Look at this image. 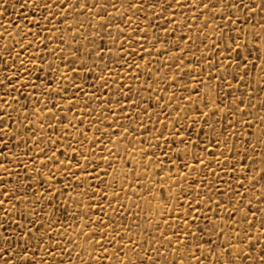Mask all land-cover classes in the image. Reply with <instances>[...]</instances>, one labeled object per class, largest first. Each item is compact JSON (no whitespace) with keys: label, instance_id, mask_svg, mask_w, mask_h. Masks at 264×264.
<instances>
[{"label":"rangeland","instance_id":"rangeland-1","mask_svg":"<svg viewBox=\"0 0 264 264\" xmlns=\"http://www.w3.org/2000/svg\"><path fill=\"white\" fill-rule=\"evenodd\" d=\"M89 2L94 3V0H89ZM112 2L116 3V10L113 11L112 8H108L107 12L103 13L101 17H97L85 9L79 15L74 12L72 14L73 18L63 19L61 14L65 10L61 9L45 21L48 10L31 5L30 0H20L19 4H16L15 0H0V33H4L3 37H0V55L3 57L0 60V79H3L5 73L11 75L16 70L3 46H11L12 40H19L17 33V29H19L20 32L25 33L24 40H20V43L31 41L33 46L27 47L25 52H20L18 46L11 47V51L18 54V56L13 57L16 59L17 65L23 60L24 68L32 69L30 59L39 52L43 56V63L40 56L36 57L37 68L43 69L39 72V76L52 79L55 74L57 79H52L51 87L53 89L57 87L61 89L68 88V92L64 93L62 91L60 96L45 95L47 85L44 92L38 88L33 94L29 90L21 88L19 95L16 91L11 93L12 97H17V102L13 105L15 110L12 108L5 110L11 112L13 120L11 124L12 132L10 136L5 137V140L9 138L12 140L9 148L15 153L17 148L14 145L19 144L20 163L27 164L30 167L34 165L32 176H35V169L39 168V161L45 159L44 156L39 155L38 148L43 147L45 155H50L48 149L51 147L52 140L60 137L65 124L69 121H71L73 128H87L89 139L84 141L82 150L89 160L87 172L91 178H85L78 182L75 179H69L70 173L67 169H63L62 174H57L59 183L53 182L52 186L59 188L61 185H69L68 188L63 189V195H56V200L53 201V204L59 202L60 207L64 210V215L56 212L52 220L48 221L47 213L52 211V205L46 202L38 205V210L40 207L45 209L43 223L45 226L50 225L52 228L49 235H52L57 243L67 248L71 254L70 256L61 255L57 258L62 260L63 264H89L88 255L91 254L95 259L101 251L99 248L91 246V242L94 240L100 241L102 235L105 247L108 246V241H112V247L108 249L109 254H115L121 264H127V262L123 255L115 253V248L119 245H123L126 251L131 248L129 237L133 242L142 243L148 249V255H152L155 259L153 249L159 247L162 242L161 233H163L164 241H167L172 237L174 225L180 229L183 228L181 218L184 209L188 207L189 196H182L181 189L187 191L189 186H191L190 195L192 197H195L197 192L200 195L199 200L193 199L194 211L188 214L191 232L196 233L197 240L201 235L198 228L207 226L205 225V217L208 218L209 223H215L218 226L217 235L221 237V241L229 232L235 235L240 228L247 227L246 224H238L239 213L236 214V219L229 224L227 211H222L215 204L205 207L207 204L205 193L209 181L213 185H219L220 188L227 189L229 179L232 180L234 188L236 187V181L242 179L238 171L235 173L228 172L226 165L223 169L216 167L217 158L221 162L225 158L231 159L228 153L225 151L224 156L220 157L218 156L220 149H217L214 145H209L203 153L205 166L200 167L197 165L195 170H191L188 167H181V164L185 162L183 152L178 154L179 159L177 154H173L169 159H164V152L172 143L171 139L168 143H165L164 137L170 136L171 131H173L168 128L169 120L174 124L183 125L184 129L191 128L193 133H196L203 124V120L198 119L197 111L192 109L201 107V98L209 101L211 97L216 96L220 91L226 97L220 102V108L230 104L234 97H243L245 103L239 104V107L245 108L246 113H252L251 116L245 115L244 119L252 120L253 132L258 136L259 120L262 114L259 105L264 102V93L260 91V88L264 85L260 83L258 67L253 68L250 66L248 72H244L243 65L241 66L240 72L244 77L242 84L239 75L235 80L226 75L224 81L218 84L216 75L223 73H216V75H213L212 80L208 81V75L206 74L215 71L210 70L209 64H215L219 68L220 56L223 55L225 61L229 57L228 53H224L223 48H221L220 53L214 54L211 47L212 41L217 39L216 32L220 31V27L224 23L219 16L215 21L209 20L208 26H205L203 20L206 14L201 15L200 19L193 22L191 18L194 12L186 11L181 14L177 11L174 23H165L164 18L156 16L148 23L146 33L136 32L134 30L137 28L145 29V16L143 14L133 16L129 12L127 16L121 18L119 13L122 9L118 0H112ZM5 3L8 4L6 8L3 7ZM21 4L30 6L21 8ZM96 10L98 9H93V11ZM109 14L112 16L110 22L108 21ZM148 15L151 16L152 13ZM164 16L168 17L169 13H165ZM185 16L188 17V22L181 24L180 21ZM258 20L259 16H252L248 20V26L251 28ZM161 24H163L162 28H153V25L158 26ZM117 25L123 30L124 35L116 41V46H113L112 40L117 35ZM189 25H191L190 31ZM237 27L242 29L240 36L237 37V42L241 44V53L259 66L261 62L255 59V56L259 54L257 48L260 42L256 41V47H254L252 41L249 40L248 48L245 49L243 47V18H241ZM170 29L171 31H169ZM28 30L32 35L28 34ZM252 30L260 31L258 26L252 28ZM37 32H39L38 35H36ZM166 32L167 35H165ZM9 34H11L12 40L8 39ZM224 34L227 37L229 33L225 30ZM232 35L235 36V33H232ZM33 36H35V39ZM154 36H158L159 40H153ZM45 37L48 39H45ZM38 40H42L44 43L37 44ZM61 40L63 43H61ZM101 41L111 49L112 54L109 55L108 48H105L104 55L96 60L93 49L100 45ZM121 42L124 43L125 52L123 56L117 57L118 45ZM152 44H155L154 48L150 47ZM176 45H179V47H176ZM141 47L148 53V55H144L143 59L139 58L143 55L140 51ZM46 48L55 49V55L49 56ZM77 48L79 49V56L75 58L76 63H72L74 58L70 53ZM181 48L186 49L183 54L180 52ZM133 49L136 53L135 56L131 54ZM249 51L252 52V55H249ZM89 53H92V55L90 56ZM231 55L235 56V53H231ZM81 60H83L85 68L93 67L90 74L78 70ZM173 60H175V63L172 62ZM197 60H199V65L196 63ZM4 61H7V63H4ZM181 61H183V65L178 67V65H181ZM49 64L52 65L51 68H49ZM105 64L107 65L106 68L103 67ZM121 64H123V67H121ZM133 64L140 65L138 73L134 67L129 71L130 66ZM56 69H59V71H56ZM71 69H77V71L73 72ZM229 71H234V68L230 67ZM198 73L200 74L198 79L201 83L196 85V91H192V85L195 84V81L191 77L197 76ZM101 75L108 81V87L104 86L100 78ZM29 76V88L32 81L40 82L37 78V69H33L31 73L22 78H28ZM61 77H66V79ZM130 77L131 79H129ZM172 77H176L175 83L172 82ZM206 81L207 83H205ZM13 83H16V81H13ZM76 85L79 86V92L76 91ZM149 85H151L150 91L154 90L151 99H149V91L144 90ZM129 86L132 89L129 94V101L136 100L138 101L137 105L125 104L124 99L119 95L120 92H127ZM160 96L163 99L158 105L155 101ZM181 96L185 99H180ZM4 98L9 99L8 96ZM112 98L119 100L124 106L127 118L116 110ZM169 99H171V106L165 108L163 114H161L157 109L161 105L167 104ZM36 100L39 101V104L36 103ZM24 104L28 105L27 110L21 106ZM149 104L152 105L149 111H143ZM252 105H256V107H252ZM57 107L60 109L59 112L56 110ZM109 111L114 112L115 123H113V116L109 115ZM205 111L207 110L205 109ZM149 113H151V116ZM157 116H159V120L156 119ZM220 116L221 113L217 112V117ZM61 118L63 122H61ZM229 118L228 113L223 114L224 122ZM80 119L83 120V123L78 125ZM141 120L149 129L148 132L141 129ZM160 121L164 122L163 135L159 137V144L163 146V150L152 147L153 144L157 143L153 138V133L161 129ZM5 122H8L7 116H5ZM121 124L124 126L131 125L129 135L119 140L114 139L112 143H109L108 134L110 132H115V136L120 137V133L124 131V127L119 126ZM26 128L27 131H25ZM68 131L76 139L71 141L62 139L61 143L56 145V149H53V151L61 150L58 152V156L61 158L64 155L63 149L69 143L73 145H79L80 143V137L77 133L72 128ZM238 131L240 130L238 129ZM207 132L208 129L205 126V131L199 133L201 148L208 139V136L205 135ZM17 135H19V141H17ZM33 135L38 143L34 144ZM93 135L100 137V139L89 146ZM25 140H27L28 146L35 157L34 160H29L25 154L27 151L24 148ZM193 140H195V136ZM229 144H231V139H229ZM97 145H102V147H97ZM0 147H3V145H0ZM175 147L183 148V145H175ZM238 147L242 152V141ZM142 151L148 154L142 156ZM189 151L193 154H200L201 149L193 147ZM153 152H155V156L152 155ZM210 153H216L217 155L210 157ZM68 154L71 155V149H68ZM249 155H253V153L249 152ZM105 157H107V160ZM78 159L83 165L84 156H78ZM158 160H163V171L157 172L155 169ZM256 160L257 170H259L260 157L257 156ZM65 163L67 164L68 161H65ZM244 163L249 164L246 159ZM133 164H135V168L129 172ZM187 164L194 165L195 162L189 158ZM48 167L55 168V165L49 164ZM238 167L239 165H237ZM93 169H95V172H93ZM170 169L173 173H183V176L175 177V183H173L172 177L162 179ZM206 169H212L213 174L209 175ZM47 170V168H41L40 172L46 173ZM101 170H105L107 174H104ZM16 171H19L21 176L25 175L23 170H14L13 182ZM73 172L76 176L85 175L83 172L75 170L74 161ZM216 173H219V179H217ZM97 174L103 177L105 184L100 185L102 192L93 194L99 184L96 179ZM137 174L140 175V182L146 190L136 186ZM249 174H251V166H249ZM150 178L151 187H149ZM221 181H224V183H221ZM197 185H199V188ZM161 186L172 194L173 198L168 201V204L171 205L170 209L163 207L160 202L158 189ZM32 187L38 192L41 190L39 183H33ZM247 187L248 185L245 184V188ZM256 188L259 189V184L256 185ZM243 190L241 189V191ZM86 192L87 195H85ZM114 192L118 193V196L114 197ZM254 195H258V192ZM177 197L183 200L179 207L176 206L177 200L175 198ZM29 199L31 201L33 197L30 196ZM216 199L213 195V200ZM198 203L200 207L196 208L195 205ZM233 204L238 205V201L234 199ZM253 205H256L255 199H253ZM240 206L242 207V205ZM261 206L264 207V205ZM31 207L30 203L29 210H31ZM227 207L228 203L225 199L224 208ZM160 212L164 213L162 219L159 218ZM169 212H171V216H169ZM18 217L19 214L17 213L12 218L15 220ZM57 217H59L60 223H56ZM257 218L259 219V213H257ZM249 219H251V214H249ZM165 221H168L167 227H165ZM0 222H4L2 216H0ZM157 224L160 225L159 228L156 227ZM58 233L65 234L63 240L57 235ZM118 233H120L119 236ZM252 233L254 236L257 233L255 223L252 227ZM179 234L181 241H183L184 232L180 231ZM85 236H87V240H85ZM212 238L216 239V236L214 235ZM69 240L72 241L71 244L68 243ZM187 241L186 248H180L178 253H173L172 248L177 247V242L175 238H171V246L167 250L161 248L160 251L164 252L169 260L175 255L177 264H180L179 255L182 253L185 257V264H189L188 257L194 250L193 245L196 241L193 240L191 234L188 235ZM149 242H151V248H149ZM55 251L60 252L61 250L58 248ZM136 251L139 252L140 249L136 248ZM195 254L199 255L200 253L196 252ZM127 256L131 261L136 260L131 251H127ZM108 259V257L104 258V264H108ZM45 264H48L47 257H45ZM112 264H115V260L112 261Z\"/></svg>","mask_w":264,"mask_h":264},{"label":"snow or ice","instance_id":"snow-or-ice-1","mask_svg":"<svg viewBox=\"0 0 264 264\" xmlns=\"http://www.w3.org/2000/svg\"><path fill=\"white\" fill-rule=\"evenodd\" d=\"M31 5H35L36 7H40L42 9L48 10V16L45 17V21L55 15L56 12L64 9L65 11L61 14V18L69 19L73 18L72 14L75 12L77 15L82 13L85 9H87L90 13H93L97 17H101L103 13L107 12L108 8H112L113 11L116 10V3H113L112 0H94V3H90L89 0H30ZM120 4L119 15L121 18L127 16L129 12L133 16L138 14H143L146 18V27L145 29H135L136 32H145L147 31V25L150 21L156 16H160L164 18L165 23L175 22L176 21V12L179 11L183 14L186 11L194 12L192 16V21L194 22L197 19H200L201 15H205L203 20V24L208 26L209 20L215 21L217 16L224 21L223 25L220 27V31L216 32L217 39L212 41L211 47L213 49L214 54H218L223 48L224 53H228V60L225 61L223 55L220 56V66L216 67L215 64H209L210 70H215L210 72L208 75V81H211L213 75L216 73H223L220 75H216V80L218 84L223 82L225 76H231V79L235 80L236 77L240 76V83L243 82V75L240 72L241 66L243 65L244 72H248L249 67L256 68L258 67V74H260V83L264 85V0H118ZM16 4L20 3V0H15ZM25 5L21 4L20 7L23 8ZM4 8L8 7V4L5 3L3 5ZM98 9L93 11V9ZM55 9V11H53ZM152 13L151 16L148 14ZM169 13L168 17H165L164 14ZM252 16H259V20L256 21L252 27L248 26V20ZM241 18H243L244 23V43L243 47L245 49L248 48V41L251 40L253 46L256 47V41L260 42L259 47L257 48L258 55L255 56V59L260 60V65L257 66L253 60H248L247 56H244L241 53L240 48L241 44L237 42V37L240 36L242 31L241 28L237 27V24L240 22ZM112 19L111 14L108 15V21L110 22ZM188 22V17L185 16L183 20L180 21L181 24H186ZM259 27L260 31H253L252 28ZM163 27L161 25H153V28ZM191 30V25H189V31ZM225 30L229 33L227 37H225ZM171 31V29L169 30ZM17 33L19 35V40H12L11 34L8 35V39L12 40V45H4V50L8 55V58L11 60L12 65L15 66L16 70L12 72L11 75L7 73L4 74L3 79H0V216H2L4 222H0V264H45V257L48 258V264H63L62 260L57 259L61 255H71L67 248H64L61 244L57 243L56 239L49 235L52 231L51 226H45L43 223L45 209L40 207L38 210V205L47 203L52 205V211L47 213L48 221L52 220L53 215L56 212H60L61 215H64L63 208L60 207L59 202L53 204V201L56 200V195H63V189L68 188L69 185H61L59 188H54L53 182L59 183L57 179V174L61 173L63 169H67L70 173L69 179H75L76 181H81L85 178L90 179V175L87 172V167L89 165V160L87 156H85L84 151L82 150L84 147V141L88 140L87 136V128H73L71 121L65 124L63 131L60 133V137L52 140L51 147L48 151L51 153L50 155H45V149L40 147L37 149L40 156H44V160L39 161V168L35 169V176H32V168L27 164L20 163V156L18 152L20 151L19 144L14 145L17 148V152H13L9 145L12 144V140L9 138L5 140L6 136H10L12 129L11 124L13 123L11 112L5 111L6 109L13 108V105L17 102V97H12L11 93L16 91L19 95V90L24 88L29 90L31 93H35L39 88L42 92H44L45 86L47 85V90L44 92L45 95H56L60 96V93L63 91L64 93L68 92V88H55L51 87L52 79H57L56 75L52 76V79H46V77L39 76V72L43 69L37 68L36 57L40 56L41 62L43 63V56L37 52L34 56L31 57L30 63L32 64V69L24 68V61L21 60L19 65L16 63V59L13 57L18 56V54L13 53L11 51L12 46H18L20 52H25L27 47H32L31 41H26L25 43H20V40H24L25 33L20 32L17 29ZM235 33V36L232 35ZM28 34L32 35L30 30H28ZM37 32L36 35H38ZM4 33H0V37H3ZM124 35L122 29L117 25V35L112 40V45L116 46V41L121 39ZM167 35V32L165 33ZM206 35V33H205ZM35 39V36H33ZM45 39H48L45 37ZM183 39V37H181ZM153 40H159L158 36H154ZM51 42V41H49ZM42 40H38L37 44H43ZM61 43L63 41L61 40ZM150 47H155V44L150 45ZM179 47V45H176ZM105 48H108L107 45H104L103 41L101 44L96 46L93 49L96 60H98L101 56L104 55ZM142 56L140 59L144 58V55H148V53L141 47ZM186 51L185 48H181L180 52L183 54ZM46 52L49 56L55 55V49H47ZM125 52L124 43L121 42L118 45V51L116 53L117 57L123 56ZM231 53H235V56H232ZM108 54L111 55V49L108 48ZM131 54L133 56L136 55L135 50L133 49ZM70 55L74 58L72 63H76V59L79 56V49L72 51ZM91 56L92 53H89ZM175 56V53L173 54ZM249 55H252V52L249 51ZM3 57L0 55V60ZM175 63V60L172 61ZM7 63V61H4ZM95 63V61H94ZM199 65V60L196 61ZM183 65V61H181V67ZM190 66V65H189ZM52 65L49 64V68ZM103 67H107L105 64ZM123 67V64H121ZM136 68L137 73L140 71L139 64H133L130 66L131 68ZM234 68V71H229V68ZM33 69H37V78L40 81L36 83L35 81L30 84V76L26 77L28 73H31ZM73 72L77 71V69H71ZM78 70L84 72L85 74H90L93 71V67L89 66L85 68L83 60L79 63ZM59 71V69H56ZM197 76H192L191 79L195 81V84L192 85V91H196V85L200 84L201 81ZM250 76V73H249ZM65 78L66 77H61ZM101 80L104 83L105 87H108V81L101 75ZM131 79V77L129 78ZM137 80L139 81V77L137 76ZM172 82L175 83L176 77L171 78ZM16 81V83H13ZM122 83V82H121ZM207 83V81L205 82ZM76 91L79 92V86H75ZM7 91H4V90ZM151 85L148 88H145V91H149V99H151L154 90H151ZM132 91L131 86H129L127 92H120L119 95L124 99L125 104L131 103L132 105H137L138 101L133 100L129 101V94ZM260 91L264 93V86L260 88ZM83 95V93H81ZM8 96L9 99H5L4 97ZM66 98V97H65ZM113 102L116 105V110L120 111L125 118H127V113L124 112V106L120 103L119 100L112 98ZM162 96L158 97L155 101L156 104H160ZM180 99H185V97L181 96ZM226 99L224 93L222 91L218 92L216 96L211 97L209 101L204 99H200L201 107L199 109L193 108V111H197V118L203 120V124L197 130L196 133H193L191 128L184 129L183 125L174 124L171 120L168 121V128L173 130L170 133V136L164 137L165 143H168L169 139H171L172 143L169 145L166 152H164V159H169L173 154H178L183 152L185 157V162L181 164V167H188L191 170H195V166L204 167L205 160L203 158L204 149H207L209 145H214L217 149H220L218 156H224L225 151L228 153V156L231 157L229 160L225 158L223 162H221L218 158L216 161V167L223 169L224 165L227 166L226 170L228 172H239L242 179L236 181V187L232 186V180L229 179L227 181L228 187L227 189L220 188L219 185H213L210 181L207 185V191L205 196L207 198L208 205L215 204L217 207L221 208L222 211L228 212V223L236 219V214L239 213L238 224H246V228H240L239 231L233 235L229 232L223 241H221V237L217 235L218 226L215 223H209L207 217L205 220V227L198 228V232L201 233L199 239L197 240V235L195 232H191L190 228V218L189 213L194 211V207L192 204L193 199L199 200L200 195L197 192L195 197L190 195L191 186H189L188 190L181 189L182 196H189L188 207L184 209L183 216L181 218V224L183 228L180 229L178 226L174 225L172 228V237L175 238L177 242V247L172 248L173 253H178L180 248H186L187 245V237L189 234L192 235L193 240L196 243L193 245V251L189 255L188 260L189 264H264V102H262L259 107L261 109V117L259 120L260 129L259 135L257 136L252 129V120H245V115L251 116L252 113H246L245 108L239 107V104H244L245 101L243 97H234L230 104L225 105L223 108H220V102ZM36 103L39 104V101L36 100ZM71 103V101H69ZM26 110L28 108L27 104L21 105ZM152 105L149 104L148 107L144 108L143 111L148 112L149 108ZM171 106V99H169L167 104L161 105L157 111L163 114L164 109ZM179 107V106H177ZM252 107H256V105H252ZM205 109L207 111H205ZM57 112L60 111L59 107L56 108ZM41 111H43L41 109ZM217 112L221 113L220 117H217ZM228 113L229 119L224 122L223 114ZM51 115V113H49ZM109 115L113 116V123L116 122L115 114L113 111H109ZM151 116V113H149ZM5 116L8 118V122H5ZM239 117V118H238ZM27 118V117H25ZM75 119V117H74ZM107 119V117H106ZM159 120V116L156 117ZM167 119V117H166ZM61 122L63 119L61 118ZM83 120H78V125L82 124ZM161 129L157 130L153 133V138L157 141L156 144H153L152 147H158L163 150V146L159 144V137L163 135V125L164 122L160 121ZM124 127V131L120 133V137L115 136V132H110L108 134V141L112 143L113 140H119L127 135H129V126L119 125ZM205 126L208 129V132L205 133L208 136L207 141L204 143L203 148H201L200 136L199 133L205 131ZM111 127V126H109ZM140 127L144 132H148L149 129L144 125L143 120L140 121ZM70 128L73 129L80 137L79 145H73L69 143L64 149L63 157L58 156V152L61 151L56 149V145L61 143V140H74L76 137L72 136V134L68 131ZM238 129L240 131H238ZM55 130V129H54ZM99 131V129H97ZM27 131V128L25 129ZM186 133V134H185ZM195 136V140L193 137ZM17 141H19V135H17ZM34 144L38 143L35 141L34 135L32 137ZM100 139L93 135L91 139L92 143H95L96 140ZM229 139H231V144H229ZM243 142V150L241 152L240 147H238L240 142ZM175 145H183V148L175 147ZM97 147H102V145H97ZM115 147V145H114ZM200 148V154H193L189 151L190 148ZM24 148L27 149L26 155L29 160H34L35 157L31 149L28 146L27 140L24 141ZM68 149H71V155L68 154ZM249 152L253 153V155H249ZM111 155V153H109ZM147 152L142 151V156L147 155ZM155 156V152L152 153ZM211 156H216V153H210ZM78 156H84V164L81 165ZM259 156V170H257V160L256 157ZM191 159L195 162L194 165H188L187 160ZM107 160V157H105ZM245 159L249 162L248 165L244 163ZM65 161H68L66 164ZM73 161L75 162V170L79 172H83L84 176H76L75 172H73ZM49 164L55 165V168L48 167ZM237 165L239 167L237 168ZM249 166H251V174H249ZM41 168H47L46 173H41ZM135 164H133L132 169L129 170L131 172L134 170ZM20 169L25 172L24 176L20 175L19 171L15 172V180L13 182V173L14 170ZM155 169L157 172L163 171V160H158L155 164ZM104 174H107L105 170H101ZM209 175L213 174L212 169H206ZM95 172V169H93ZM115 172V170H114ZM217 179H219V173L215 174ZM176 176H183V173L176 172L173 173L171 169L162 179H168L169 177L173 178V183H175ZM96 179L99 181V184L95 188V193L102 192L103 190L100 188V185L105 184L103 177L100 174L96 175ZM136 186L138 188L144 189L143 184L140 182V175H136ZM39 183L40 191H36L33 189L32 184ZM224 183V181H221ZM245 184L248 185L245 188ZM259 184V189L256 188V185ZM149 187H151V178L149 179ZM199 188V185H197ZM241 189H244L241 191ZM258 192V195H254ZM160 202L163 207L171 208V205L168 204L169 199H172V194L169 191H166L163 186L158 189ZM87 195V192L85 193ZM114 197L118 196V193H113ZM213 195L217 198L213 200ZM33 197L30 201L29 197ZM177 200L176 206L179 207L183 200L181 198H175ZM227 200L228 207L224 208V200ZM238 201L237 204H233V200ZM253 199L256 201V205H253ZM7 202V206H6ZM31 203L32 207L29 210V204ZM242 205V207L240 206ZM196 208L200 207V204L195 205ZM215 211V210H213ZM19 214L18 219H13V215ZM257 213H259V219L257 218ZM249 214H251V219H249ZM106 215V214H105ZM164 213L160 212L159 218H163ZM169 216H171V212H169ZM199 217L197 216V219ZM56 223H60L59 217H57ZM256 224L257 233L254 236L252 233L253 224ZM168 221H165V227H167ZM157 228L160 227L159 224L156 225ZM35 229V231H33ZM180 231L184 232V240L180 239ZM60 239H64V233H58ZM120 233H118V236ZM216 236V239H213V236ZM171 238L167 241H164L163 233H161V243L159 247L153 249L155 253V259H153L152 255H148V249L144 247L142 243H136L131 240L129 237V243L132 245L131 248L127 249V251H131L132 255L136 257L135 261L129 260L127 256V251L123 245H119L115 248V253H119L125 257V261L127 264H177V258L174 255L171 260H169L164 252H161L160 249L164 248L167 250L168 247L171 246ZM85 240H87V236H85ZM46 241V242H45ZM69 244L72 243L71 240L68 241ZM108 246L105 247V241L103 235L101 236L100 241H92L91 246L95 248H99L101 251L97 254V257L93 259L91 254L88 255L89 264H104V258L108 257V264H112V261L115 260V264H121V261L116 258L115 254H109V247H112V241L107 242ZM205 245L207 246L205 248ZM60 249V252H56L55 249ZM136 248H139L140 251L137 252ZM149 248H151V242H149ZM42 250V251H41ZM199 252V255L195 253ZM180 264H185L184 254L179 255Z\"/></svg>","mask_w":264,"mask_h":264}]
</instances>
